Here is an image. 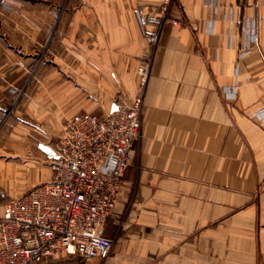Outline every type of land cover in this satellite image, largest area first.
Here are the masks:
<instances>
[{
	"label": "crops",
	"instance_id": "obj_1",
	"mask_svg": "<svg viewBox=\"0 0 264 264\" xmlns=\"http://www.w3.org/2000/svg\"><path fill=\"white\" fill-rule=\"evenodd\" d=\"M162 1L0 4V213L17 188L50 178L37 143L55 144L75 112L135 94L138 10ZM166 17L134 160L103 226L110 254L40 264H264V0H171Z\"/></svg>",
	"mask_w": 264,
	"mask_h": 264
},
{
	"label": "built area",
	"instance_id": "obj_2",
	"mask_svg": "<svg viewBox=\"0 0 264 264\" xmlns=\"http://www.w3.org/2000/svg\"><path fill=\"white\" fill-rule=\"evenodd\" d=\"M170 1L138 10L147 54L138 61L131 99H113L100 112H75L55 144L37 143L51 176L3 203L0 264H40L64 254L105 259L110 254L113 240L103 226L134 160L144 94ZM247 31L259 49L254 22Z\"/></svg>",
	"mask_w": 264,
	"mask_h": 264
},
{
	"label": "rangeland",
	"instance_id": "obj_3",
	"mask_svg": "<svg viewBox=\"0 0 264 264\" xmlns=\"http://www.w3.org/2000/svg\"><path fill=\"white\" fill-rule=\"evenodd\" d=\"M61 1H59V0H0V4L1 3H16V4H19V5L21 4V5H33V6L34 5H52V6H56L57 3L58 2H61ZM3 15H6V13L3 12V11L0 12V19H4L3 18ZM21 16H22L21 13H17V14L15 13V18L21 19ZM30 31H32V33H35L36 32L34 29L28 28V29H26V31H24L22 33V35L29 36V35H31V32ZM1 32H5L7 35H11V36H19L20 35L19 31L16 28H14V27L13 28H7V27L1 28ZM38 33L39 32L36 33V36L41 37L40 34H38ZM36 45L38 47H41V44L40 43H38ZM19 96L20 95L18 94L15 97L14 103L17 102ZM2 124H3V121L0 122V126ZM31 187H33V186H31ZM31 187H26V188H21V189L20 188H17V191L16 192L18 194H20V193H23V192L29 190Z\"/></svg>",
	"mask_w": 264,
	"mask_h": 264
}]
</instances>
